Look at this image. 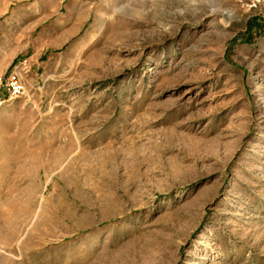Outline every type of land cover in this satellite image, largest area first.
Masks as SVG:
<instances>
[{
  "label": "rangeland",
  "instance_id": "374dc122",
  "mask_svg": "<svg viewBox=\"0 0 264 264\" xmlns=\"http://www.w3.org/2000/svg\"><path fill=\"white\" fill-rule=\"evenodd\" d=\"M0 264H264V0H0Z\"/></svg>",
  "mask_w": 264,
  "mask_h": 264
},
{
  "label": "built area",
  "instance_id": "2783aa9c",
  "mask_svg": "<svg viewBox=\"0 0 264 264\" xmlns=\"http://www.w3.org/2000/svg\"><path fill=\"white\" fill-rule=\"evenodd\" d=\"M8 86H9L11 98H16L18 96H21L25 92V87L21 83L20 79L17 77L16 74H13L10 77Z\"/></svg>",
  "mask_w": 264,
  "mask_h": 264
}]
</instances>
